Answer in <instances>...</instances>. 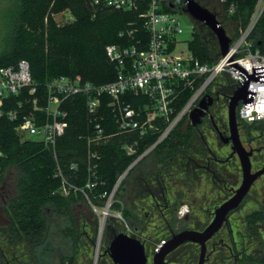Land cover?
Returning <instances> with one entry per match:
<instances>
[{"label": "trees", "instance_id": "1", "mask_svg": "<svg viewBox=\"0 0 264 264\" xmlns=\"http://www.w3.org/2000/svg\"><path fill=\"white\" fill-rule=\"evenodd\" d=\"M195 1L207 8L199 0ZM259 1L225 0L220 3L216 0L221 12L213 13L225 30L228 25L233 26V41H237L248 27ZM56 5L65 6L74 20L57 25L47 19V13L53 15ZM232 5L235 10L230 13ZM141 12L115 11L97 6L93 0H17L16 21L10 34V44L0 55V68L15 66L21 60L28 61L35 85L41 90L50 80L63 76L81 78L94 85L111 83L117 79V69L108 60L106 48L110 45H137L141 37L148 40ZM201 26H194L189 49L201 63L215 65L221 60L218 40L205 25ZM249 42L253 52L259 50L264 54V12ZM219 78L211 89L231 92V79L226 76L228 85L222 87ZM192 94L187 92L183 95L181 108ZM109 102L110 98H103L97 114L90 115L82 100H68V129L55 150L40 142L22 141L15 131V124L0 118V185L10 168L16 167L19 172L18 195L4 208L10 220L9 226L0 228V236L6 238L9 246L24 244L26 250L34 253L45 244L50 219L54 215L66 217L75 229L72 205L77 198L95 209L105 207L122 175L158 141V135L139 141L138 134L120 130ZM261 124L264 122L249 124L240 121V126L247 133ZM97 125L104 132L101 140L96 137ZM196 135L197 130L185 117L168 138L127 175L133 179L131 184L140 191L144 190L145 194L148 187L142 179L149 180L150 193L155 190L160 194L157 198L159 205H140L138 210L143 214L142 219L122 206V193L127 181L119 187L110 211H120L129 223L136 224L135 234L142 235L145 222L156 217L164 222L168 231L178 233L188 229L185 224L188 218L180 221L177 216L180 202L195 187L193 176L189 179L188 159L208 156L206 147ZM136 141L140 144L137 154L128 155L124 146ZM88 183H91V188H87ZM164 197L166 203L162 200ZM113 223L114 220L110 219L107 226ZM237 229L238 235H235L229 221L209 243L207 264H264V210L248 215ZM225 232L227 235L223 236ZM136 238L139 239L138 236ZM199 256V247L190 243L170 254L168 260L173 264H198ZM61 264L74 263L72 259L64 258Z\"/></svg>", "mask_w": 264, "mask_h": 264}, {"label": "built area", "instance_id": "2", "mask_svg": "<svg viewBox=\"0 0 264 264\" xmlns=\"http://www.w3.org/2000/svg\"><path fill=\"white\" fill-rule=\"evenodd\" d=\"M93 1L97 6L115 11H142L140 16L148 40L141 37L137 45L106 48L108 60L117 69V79L104 85L63 76L50 80L41 90L35 85L28 61L0 68V118L15 124L22 141L40 142L55 150L68 129L66 102L80 99L89 114L96 115L103 98L108 97L120 130L138 134L139 141L159 137L136 160L139 162L167 139L185 117L189 118L206 95L212 96L215 90L211 87L221 75L231 79L234 91L241 89L239 81L244 85L240 72L222 56L215 65L203 64L195 59L188 44L182 47L180 37L184 31L178 14L185 12L184 0ZM263 3L264 0L259 1L248 27L231 45V58L236 57L233 61L250 76L256 75V69L264 68V54L259 50L253 52L249 42L264 12ZM234 10L232 5L230 13ZM68 20L74 18L68 14ZM249 91L256 93L252 106L240 102L237 119L249 124L264 122V83L251 82ZM187 92L193 94L181 108L182 97ZM103 135L97 125V139H103ZM88 140L91 142V138ZM139 141L124 146L128 155L137 154ZM87 188H91V183Z\"/></svg>", "mask_w": 264, "mask_h": 264}, {"label": "rangeland", "instance_id": "3", "mask_svg": "<svg viewBox=\"0 0 264 264\" xmlns=\"http://www.w3.org/2000/svg\"><path fill=\"white\" fill-rule=\"evenodd\" d=\"M199 2L205 5L212 13L213 11L215 13L221 12L217 7L218 4L216 0H199ZM55 9L53 15L49 12L47 13V19L50 18L57 25H65L71 22L68 20V12L65 6L56 5ZM16 14L17 0H0V55L6 51L10 44V34L16 21ZM178 18L181 21L184 31L180 38L182 47L185 48L188 42L193 39L194 26L197 28H201L202 26L201 23L199 24L193 21L189 14L183 11L179 12ZM232 27V25L226 27L227 34L230 37L233 35ZM226 79L225 75H221L219 78V84L222 87H227L228 82ZM213 89L215 90L216 88ZM223 93L226 95L230 94L227 90H223ZM224 100L225 99H223V101ZM220 118L224 119V122L227 124L226 106L225 109L222 110ZM201 132V136L198 138L204 147L205 145L203 142H207L214 153L223 161L231 155V146L219 142L216 134L210 129L207 130L203 128ZM240 134L246 149H254L257 152L252 160L253 171L262 169L264 167V124L258 125L251 133H247L240 127ZM147 165H150V162H148ZM217 169L222 171L223 178L228 184V187L231 188L234 186L235 190L238 189L242 183L243 175L237 157H234L233 162L229 165L217 166ZM125 180L127 183L123 193L121 192L123 195H125L126 189L130 188V183L133 181V179H129L127 176L123 181ZM18 181L19 172L16 167H12L6 172L4 180L0 185V228L7 227L10 223L8 215L4 210L6 205L2 203L1 199L4 197L6 204L17 197ZM194 188H196L198 192L195 204L189 205V203L184 200L180 202V208L185 212L192 206L193 209L190 218H188V223L185 224H187L188 229L203 230L212 222L215 209L228 199L230 193H228L227 190V193L225 192L219 195V191H216L217 186L212 185L211 181H208L206 178L202 179L200 185H196ZM219 188L221 187L218 186V189ZM110 197L105 207L101 209H95L90 203L83 202L81 199L77 198L75 204L72 205L75 212V229H72L71 223L66 217L58 215L51 216L47 240L45 244L39 247L34 253H30L26 250L24 244L16 247L9 246L6 238L0 236V264H61L64 258L72 259L74 264H95L100 226L103 221V214L110 202ZM191 200L193 201V198ZM111 203H113V199ZM122 206L127 207L138 219H142L143 214L138 211L140 205L137 206L135 201L129 200L128 203L124 201V205L122 204ZM110 208L109 214L106 217L97 264H112L111 259L108 255H105V252L114 237L121 233H126L134 238L138 236L140 240H143L146 243L149 263L152 264L155 252L161 242L169 240L172 237V233L167 230V226L156 217L145 222L146 227L142 234L143 236L135 234L134 229L137 228V225L129 223L122 212H111ZM260 210H264V176L255 183L240 209L231 216L230 221L234 227V234L238 235L237 225H240L251 213ZM112 217H115L114 223L108 227L107 221H110ZM180 217L179 219L182 221L184 218ZM139 231L143 230L140 229ZM242 233H244V231H242ZM225 235H227L226 232L223 233V236Z\"/></svg>", "mask_w": 264, "mask_h": 264}, {"label": "water", "instance_id": "4", "mask_svg": "<svg viewBox=\"0 0 264 264\" xmlns=\"http://www.w3.org/2000/svg\"><path fill=\"white\" fill-rule=\"evenodd\" d=\"M184 2L186 4L185 13L189 14L193 21L205 25L215 35L219 43L222 58H224L235 69V71L238 70L240 75L245 79L244 85L239 81L241 89L238 88V91H235L234 95L230 98L228 106V125L231 136L227 141L232 143V150L239 157L243 178L241 186L235 191L234 196L215 211L214 220L205 230H186L174 234L171 239L160 244L153 257L152 264H171L167 261V257L180 247L190 243L200 246V259L198 264H205L207 260L208 242L223 229L229 215L240 209L254 184L264 176V167L258 171H253L251 158L254 155V151H248L243 145L237 120V107L240 102L252 106L256 93L249 91L251 82L264 83V68L256 69V75L250 76L233 61L236 57L231 58V45L233 41L227 34L225 28L218 21L215 14L209 9L201 6L195 0H184ZM213 103L214 99L210 95H206L201 100L199 106L189 115L193 126L201 124L202 119L205 117L206 112ZM137 162L138 161L131 165L118 181L110 197L108 207L103 214V221L106 220V217L109 214V208L112 204L111 201L116 191ZM111 219L114 220L115 217H112ZM103 221L100 226L95 264L98 262L100 246L102 243ZM107 252L115 264H150L145 245L140 240L130 237L126 233H121L115 236Z\"/></svg>", "mask_w": 264, "mask_h": 264}, {"label": "flooded vegetation", "instance_id": "5", "mask_svg": "<svg viewBox=\"0 0 264 264\" xmlns=\"http://www.w3.org/2000/svg\"><path fill=\"white\" fill-rule=\"evenodd\" d=\"M230 88H231V92H230V96L225 94V93H221V92H217L216 90L213 92L212 94V97L214 99V103L213 105L209 108V110L206 112V115L205 117L202 119V122L201 124L197 125V126H193L192 125V122L190 120V118H188L190 124L192 125L193 128H195L197 130V137L201 136V130L204 128V129H210L214 134H216V136L218 137V140L219 142H221L222 144L224 145H230L231 146V155L225 160H221L219 158V156L214 153V151L210 148V146L208 145L207 142H203V144L205 145L206 147V151L208 153V156H206L205 158H201L199 156H195V157H190L188 159V164H187V171H189V179L191 180V175L193 176L192 179L195 180V184L196 185H200V181L204 178H206L208 181L210 180L212 185H215L217 186V189L216 191H219V195L220 194H223V193H227V190H228V193H230V196L228 197V199H226L224 202L222 200V204L223 205L227 200H229L230 198H232L235 194V188L234 186H232L231 188L228 187L226 181L224 180L223 178V173L222 171H220L219 169H217V166H223V165H229L230 163L233 162L234 160V157H238L237 154H235L232 150V143L231 142H227L228 139L230 138L231 134H230V128H229V125H228V106H229V102H230V98L234 95L235 91H234V86H231L230 85ZM223 99H225L223 101ZM225 106L227 107V124L226 122H224V119L220 118V114L222 112L223 109H225ZM238 108V107H237ZM238 120V119H237ZM238 124H239V131H240V121L238 120ZM203 135V134H202ZM241 135V134H240ZM202 138V137H201ZM244 145V144H243ZM246 148V147H245ZM254 151V155L252 156L251 158V162L255 156V153H257L254 149H252ZM250 151V150H248ZM240 162V160H239ZM253 167V165H252ZM255 172V171H254ZM192 173V174H191ZM262 178V177H261ZM142 182L145 183V186L148 187V188H145L146 189V194L144 193V190L143 191H140L137 187L133 186V184L130 185V188L126 189L125 191V195H124V201L128 203L129 200H133L135 201V204L137 206L139 205H148V204H153V203H156L157 205L160 204V200L158 201L157 198L160 197V194L159 192L157 193L155 190L154 192L151 194L149 192V190L151 191V189L149 188V186L147 185L149 180H146V179H142ZM195 185V187H196ZM255 185V184H254ZM144 186V187H145ZM218 186H220L221 188L218 189ZM241 186V185H240ZM239 186V187H240ZM238 187V188H239ZM253 188V187H252ZM194 190L192 192H189L187 193V195L185 196L184 200L187 201V203H189V205L191 204H195V199H196V195H197V190L196 188H193ZM140 191V192H139ZM144 194H143V193ZM148 193H150V197L148 196ZM248 197V196H247ZM246 197V198H247ZM193 198V201L191 200ZM2 203L4 205H7L8 203L5 204V198L2 197ZM164 200L163 202L166 203V199L164 197ZM246 200V199H245ZM244 200V201H245ZM244 203V202H243ZM220 205V206H221ZM195 206V205H193ZM218 206L215 211L220 207ZM192 206L189 208V210L183 212L181 208H179L177 210V216H178V219L179 217L180 218H184V219H187V218H190V214L192 212ZM139 211V210H138ZM215 211H214V214H213V219L212 221L214 220L215 218ZM238 211V210H237ZM237 211L231 213L228 217V220L226 222V224L224 225L223 229L219 232L221 233L225 226L227 225V223L230 221V218L231 216L236 213ZM180 220V219H179ZM212 223V222H211ZM210 223V224H211ZM209 224V225H210ZM208 225V226H209ZM207 226V227H208ZM206 227V228H207ZM205 228V229H206ZM203 229V230H205ZM187 230H193V229H187ZM196 231H203V230H198V229H194ZM186 231V230H184ZM182 232V231H181ZM170 233H172V236L174 234H177L175 232H173L172 230H170ZM180 233V232H178ZM219 233L217 235H219ZM217 235L215 237H217ZM117 236V235H116ZM131 237V236H130ZM214 237V238H215ZM115 238V237H114ZM134 238V237H133ZM172 238V237H171ZM170 238V239H171ZM213 238V239H214ZM137 239V238H136ZM212 239V240H213ZM139 240V239H138ZM211 240V241H212ZM167 241V240H165ZM209 241L208 244H207V247H208V251H207V260H206V263L208 262L209 260V256H210V253H209V243L211 242ZM142 242V241H141ZM164 242V241H163ZM143 243V242H142ZM162 243V242H161ZM145 245V248H146V243H143ZM160 246V245H159ZM198 246V245H197ZM183 247V246H182ZM199 249H200V246H198ZM181 248V247H180ZM108 249L109 247L107 248L106 252H105V255H108ZM158 249V248H157ZM30 252V251H29ZM175 252V251H174ZM31 253V252H30ZM147 253V252H146ZM172 254V253H171ZM169 257V256H168ZM168 257H167V261L171 264H173L172 262H170L168 260ZM110 258V256H109ZM111 259V258H110ZM199 259H200V256H199ZM112 261V259H111ZM153 263V262H152ZM199 263V262H198ZM112 264H115L113 261H112Z\"/></svg>", "mask_w": 264, "mask_h": 264}, {"label": "bare ground", "instance_id": "6", "mask_svg": "<svg viewBox=\"0 0 264 264\" xmlns=\"http://www.w3.org/2000/svg\"><path fill=\"white\" fill-rule=\"evenodd\" d=\"M105 221H106V220H105ZM105 221H103V224H102V225H103V230H104V226H105ZM103 232H104V231H103ZM102 237H103V236H102Z\"/></svg>", "mask_w": 264, "mask_h": 264}]
</instances>
